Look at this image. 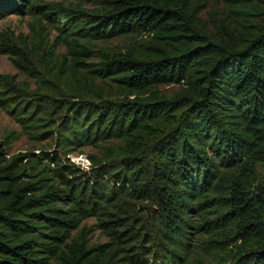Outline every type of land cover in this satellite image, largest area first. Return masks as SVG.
Masks as SVG:
<instances>
[{
	"label": "trees",
	"instance_id": "trees-1",
	"mask_svg": "<svg viewBox=\"0 0 264 264\" xmlns=\"http://www.w3.org/2000/svg\"><path fill=\"white\" fill-rule=\"evenodd\" d=\"M195 3L111 0L97 13L53 3L66 53L50 70L0 33V52L24 76L0 72V107L29 139L51 140L66 155L119 143L109 147L112 180L99 184L76 182L61 164L42 167L30 153L9 156L13 133L0 141V264H200L238 240L229 264H264V184L255 185L264 164V26L203 32ZM45 6L0 0V19ZM144 35L149 42H139ZM113 38L128 40L126 52L100 48L91 62L89 44ZM173 83V96L158 88ZM134 199L146 203L141 211ZM89 217L107 241H89Z\"/></svg>",
	"mask_w": 264,
	"mask_h": 264
},
{
	"label": "rangeland",
	"instance_id": "rangeland-1",
	"mask_svg": "<svg viewBox=\"0 0 264 264\" xmlns=\"http://www.w3.org/2000/svg\"><path fill=\"white\" fill-rule=\"evenodd\" d=\"M39 4H46L41 10V14H7L0 19V33L11 36L13 42L17 46L28 45V53L32 55V60L36 68L51 69L53 58L56 55L66 53V46L63 38L57 29L60 15L55 12L58 6H53V3H58L62 7H68L72 11H81L85 13H97L104 9L111 0H37ZM197 9V26L203 31L210 34H217L221 25H226L231 28L238 26L240 23H249L255 29L256 26H264V0H195ZM257 4V9H253L251 13H247L246 4L253 6ZM54 12L51 19L47 13ZM249 12V11H248ZM38 24V25H37ZM39 32V34H38ZM148 36L139 37V42H149ZM32 41L36 46H31ZM89 46L93 49V57L91 62L99 61V51L102 48L108 51L126 52L128 40L123 38H113L110 41H100L90 43ZM0 72L19 74L20 78L24 77L17 70L10 59L8 53L0 52ZM162 93L168 96H173L180 88L177 83L161 85L158 87ZM13 133L12 143L9 147V156L18 155L20 153H30L32 157H39L41 166L44 164L54 168L56 164L63 165L62 170L66 171L69 176H73L76 182H98L105 178L112 180L111 175L106 174V169L110 165L107 163V158L110 154V146L117 148L119 144L116 141L104 142L100 145H88L81 147L68 155L62 153L51 140L35 141L29 139L20 128L16 120L10 116L3 108L0 107V141L5 136ZM49 154V158L46 155ZM54 160H53V159ZM107 167L102 168V165ZM257 179L255 185L264 184V164H259L257 167ZM254 185V186H255ZM253 186V188H254ZM132 207L141 211L143 205L139 200L134 199ZM83 227L91 229L89 241L91 243L105 242L107 236L97 227L95 217H89L82 223ZM243 241L230 245L228 248L215 249L212 252L206 253L205 261L200 264H218L223 261L224 264L232 263V259L239 252L237 245Z\"/></svg>",
	"mask_w": 264,
	"mask_h": 264
}]
</instances>
